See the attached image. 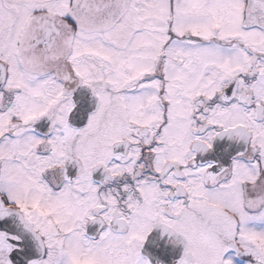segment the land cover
<instances>
[{"label":"snow or ice","instance_id":"6c2138e0","mask_svg":"<svg viewBox=\"0 0 264 264\" xmlns=\"http://www.w3.org/2000/svg\"><path fill=\"white\" fill-rule=\"evenodd\" d=\"M0 264H264V0H0Z\"/></svg>","mask_w":264,"mask_h":264}]
</instances>
